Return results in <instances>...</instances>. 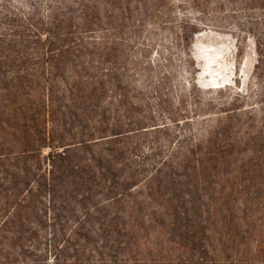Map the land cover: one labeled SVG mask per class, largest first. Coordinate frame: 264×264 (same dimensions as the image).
Listing matches in <instances>:
<instances>
[{"label": "rangeland", "instance_id": "374dc122", "mask_svg": "<svg viewBox=\"0 0 264 264\" xmlns=\"http://www.w3.org/2000/svg\"><path fill=\"white\" fill-rule=\"evenodd\" d=\"M0 40L9 56L21 59V68L33 70L34 82L54 88L57 96L80 82L77 75L96 78L94 116L130 132L128 145L139 155L137 180L166 161L162 180L183 182L171 174L196 157L200 142L204 153L211 146L214 156L245 167L242 181L250 170L264 168V0H0ZM42 53L48 54L49 66L36 59ZM76 118L79 126L82 119ZM230 143L234 148L225 154ZM176 189V204L184 196L189 200L186 189ZM132 194V201L144 202L139 190ZM58 209L56 229L73 230L76 215ZM88 209L82 225L93 234L81 233L87 237L83 264H130L128 251L134 246L144 259L138 264L161 260L159 250L170 241L161 214L136 209L133 222H123L127 232L122 237L102 240L97 230L116 207L100 206L96 215ZM151 216L156 221L149 222ZM56 229L36 227L27 244L54 246ZM194 241L202 243V253L175 251V264L212 258L203 255L206 240ZM224 242L211 244L223 249ZM66 247L75 248L76 242L69 240ZM68 255L77 253L69 250ZM68 255L62 264H69Z\"/></svg>", "mask_w": 264, "mask_h": 264}, {"label": "trees", "instance_id": "16d2710c", "mask_svg": "<svg viewBox=\"0 0 264 264\" xmlns=\"http://www.w3.org/2000/svg\"><path fill=\"white\" fill-rule=\"evenodd\" d=\"M47 58L42 53L36 59L49 66ZM20 63L0 46V239L7 240L0 244V264H39L38 258L40 263L62 264L69 250L77 255H68V263L83 264L80 257L87 249V237L81 233H93L82 222L89 207L96 215L100 206L108 204L116 211L100 223L97 231L102 240L122 237L127 232L123 222L132 223L136 209L156 211L167 220L162 227H168L170 241L159 250L158 264H175L171 258L175 251L200 255L202 243L194 240H206L203 255L212 256L202 264H264V168L250 170L242 181L239 176L245 167L214 156L211 146L204 153L200 142L196 157L183 161L178 165L181 171L171 174L183 182L162 180L166 161L146 179L137 180L134 166L139 155L128 145L130 132L94 116L96 78L77 75L75 81L80 82L69 84L68 91L57 96L54 88L34 82L29 74L33 70L21 68ZM79 115L82 120L77 126ZM227 148L234 147L230 143ZM179 187L186 189L189 200L184 196L176 204L173 197ZM137 190L144 202L132 201ZM58 206L69 216L76 215L73 230L56 229ZM198 213H202L200 220ZM151 217L149 222L156 221ZM47 225L56 229L54 246H29L31 232ZM69 240L76 242L75 248L66 247ZM212 240H224L226 245L215 249ZM134 247L128 251L133 257L130 264L144 260Z\"/></svg>", "mask_w": 264, "mask_h": 264}]
</instances>
